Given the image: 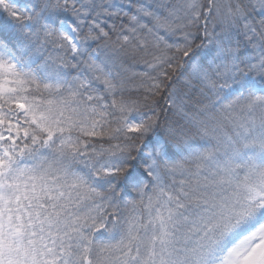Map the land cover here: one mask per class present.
<instances>
[{
	"label": "snow or ice",
	"instance_id": "1",
	"mask_svg": "<svg viewBox=\"0 0 264 264\" xmlns=\"http://www.w3.org/2000/svg\"><path fill=\"white\" fill-rule=\"evenodd\" d=\"M0 264H264V0H0Z\"/></svg>",
	"mask_w": 264,
	"mask_h": 264
}]
</instances>
